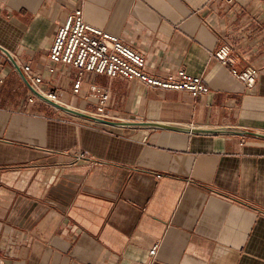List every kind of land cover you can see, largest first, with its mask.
<instances>
[{
	"label": "crops",
	"instance_id": "obj_1",
	"mask_svg": "<svg viewBox=\"0 0 264 264\" xmlns=\"http://www.w3.org/2000/svg\"><path fill=\"white\" fill-rule=\"evenodd\" d=\"M76 8L147 71L184 68L209 91L92 71L74 91L78 70L48 55ZM220 37L258 68L253 87L211 54ZM0 46L1 264H264V0H0ZM15 57L53 101L135 123L30 100Z\"/></svg>",
	"mask_w": 264,
	"mask_h": 264
},
{
	"label": "built area",
	"instance_id": "obj_2",
	"mask_svg": "<svg viewBox=\"0 0 264 264\" xmlns=\"http://www.w3.org/2000/svg\"><path fill=\"white\" fill-rule=\"evenodd\" d=\"M228 70L246 87H253L258 76V68L250 63L240 64L236 47L226 38L220 37L219 44L211 51ZM49 59L66 65L74 66L78 70L74 91L78 90L81 75L85 71L105 74L109 77L135 79L152 88H169L185 90L194 96L205 94L209 86L200 75L192 74L184 68L173 74L159 75L145 69L144 55L127 44L118 36L87 22L82 8L70 11L65 21L59 26L49 50ZM19 69L37 91L42 92L52 100H57L55 93H44L41 86V76L32 72L28 63H22L15 57ZM1 67V65H0ZM2 78L0 77V83ZM91 91L99 96L98 111L102 113L107 94L102 87L90 86ZM38 98L34 93L30 100ZM84 156L82 151L74 154V160ZM158 243H154L149 250L153 258ZM2 262L0 261V264Z\"/></svg>",
	"mask_w": 264,
	"mask_h": 264
},
{
	"label": "water",
	"instance_id": "obj_3",
	"mask_svg": "<svg viewBox=\"0 0 264 264\" xmlns=\"http://www.w3.org/2000/svg\"><path fill=\"white\" fill-rule=\"evenodd\" d=\"M0 50L11 56V54L3 47L0 46ZM12 57V56H11ZM15 62V60H14ZM15 66L16 68L19 70V67L17 65V63L15 62ZM37 97L45 100V101H49L51 103H53L55 106H57L58 108L60 109H63L69 113H72L74 115H77V116H81V117H84V118H88L90 120H93V121H97V122H103V123H110V124H113V125H133L135 122H128V121H115V120H110V119H106V118H103V117H100L98 115H95V114H92V113H88V112H85V111H82V110H79V109H75L73 107H70L68 105H64L62 103H59L57 101H53L51 100L49 97H47L45 94H43L42 92L40 91H37L35 88H34V92H33ZM174 127V126H172ZM178 128H186V127H178ZM188 130V128H187ZM189 130H192V131H195V132H211L213 130L211 129H205V128H189ZM261 136H264L263 134H259Z\"/></svg>",
	"mask_w": 264,
	"mask_h": 264
}]
</instances>
